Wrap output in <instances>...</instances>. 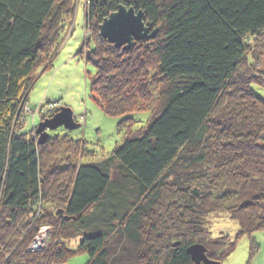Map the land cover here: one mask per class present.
<instances>
[{
    "label": "trees",
    "instance_id": "1",
    "mask_svg": "<svg viewBox=\"0 0 264 264\" xmlns=\"http://www.w3.org/2000/svg\"><path fill=\"white\" fill-rule=\"evenodd\" d=\"M79 1L0 0V264H67L80 254L87 264H194L197 243L223 264L235 245L208 236L209 212L240 216L249 236L264 230V98L253 88L264 85L251 67L264 0H89L87 60L106 115L126 116L121 132L156 92L163 102L111 156L76 166L49 158L77 141L41 144L20 130ZM119 5L144 11L156 37L130 49L101 37ZM43 227L56 241L34 248Z\"/></svg>",
    "mask_w": 264,
    "mask_h": 264
},
{
    "label": "rangeland",
    "instance_id": "2",
    "mask_svg": "<svg viewBox=\"0 0 264 264\" xmlns=\"http://www.w3.org/2000/svg\"><path fill=\"white\" fill-rule=\"evenodd\" d=\"M77 5L75 17H66L64 20L67 27L53 64L51 66L49 63L45 64L38 71L28 105L23 109L21 121L24 124L20 130L21 133L33 134L40 140L47 132L46 140L54 137L77 141V146L62 141L65 143H61V147H54L53 154L49 158L55 159L56 162L76 163V166L81 163H98L111 156L124 143L126 135L137 134L147 125L152 117V110H158L163 102L161 91L156 92L152 100L142 102L140 106L142 109L130 114L137 120L136 123L127 121L126 128L121 132L118 130L120 121L126 116L106 115L97 102V96L91 86L97 69L87 60V52L91 50L89 45L94 38L91 27H88L86 23V18L90 14L89 0H80ZM253 47L257 54L255 65L251 67L260 69L258 75L261 78V85H264V34L254 40ZM250 54L251 57L253 53ZM167 88L164 86V91ZM253 88L259 96L264 98V86L253 85ZM62 107L72 109L79 127L68 129L65 126H59L52 130L38 132L40 124L48 119L47 116H51L54 110L57 113ZM263 177L264 174L261 173V181ZM50 207L55 206L52 203ZM235 216L231 212L212 211L205 219L204 227L209 231L210 238L228 237L231 243L234 242V250L223 264H264V230L256 231L253 236H249L243 233V227L236 218L243 222L244 220L240 216L236 218ZM56 237L54 227H43L34 248H50L51 242H55ZM76 243V240H72L70 247H75ZM206 248V254H208V247ZM88 261V254H80L71 258L67 264H87Z\"/></svg>",
    "mask_w": 264,
    "mask_h": 264
},
{
    "label": "water",
    "instance_id": "3",
    "mask_svg": "<svg viewBox=\"0 0 264 264\" xmlns=\"http://www.w3.org/2000/svg\"><path fill=\"white\" fill-rule=\"evenodd\" d=\"M146 15L142 10L137 11L134 7L119 5L118 8L104 18L100 24V36L107 39L116 48L130 49L136 41L156 37L158 29L153 28L152 23L145 22ZM136 40V41H134ZM59 126L68 129L79 127L76 123L72 109L62 107L52 118L41 123L38 132L52 130ZM48 133L43 134L40 143H45ZM194 264H221L207 256V248L201 243L194 244L188 248Z\"/></svg>",
    "mask_w": 264,
    "mask_h": 264
},
{
    "label": "bare ground",
    "instance_id": "4",
    "mask_svg": "<svg viewBox=\"0 0 264 264\" xmlns=\"http://www.w3.org/2000/svg\"><path fill=\"white\" fill-rule=\"evenodd\" d=\"M75 118V117H74Z\"/></svg>",
    "mask_w": 264,
    "mask_h": 264
}]
</instances>
